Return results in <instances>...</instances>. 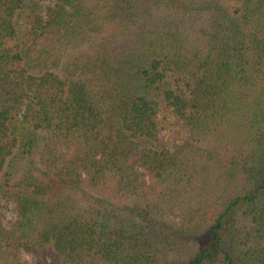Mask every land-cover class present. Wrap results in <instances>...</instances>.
I'll use <instances>...</instances> for the list:
<instances>
[{
  "label": "trees",
  "instance_id": "1",
  "mask_svg": "<svg viewBox=\"0 0 264 264\" xmlns=\"http://www.w3.org/2000/svg\"><path fill=\"white\" fill-rule=\"evenodd\" d=\"M25 255L264 264V0H0V264Z\"/></svg>",
  "mask_w": 264,
  "mask_h": 264
},
{
  "label": "rangeland",
  "instance_id": "2",
  "mask_svg": "<svg viewBox=\"0 0 264 264\" xmlns=\"http://www.w3.org/2000/svg\"><path fill=\"white\" fill-rule=\"evenodd\" d=\"M11 216H12V212L9 210L7 212V218H10ZM23 259L26 263L33 264V258L31 256L25 255Z\"/></svg>",
  "mask_w": 264,
  "mask_h": 264
}]
</instances>
